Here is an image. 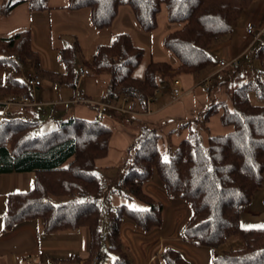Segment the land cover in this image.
I'll list each match as a JSON object with an SVG mask.
<instances>
[{
	"label": "trees",
	"instance_id": "trees-1",
	"mask_svg": "<svg viewBox=\"0 0 264 264\" xmlns=\"http://www.w3.org/2000/svg\"><path fill=\"white\" fill-rule=\"evenodd\" d=\"M48 1L0 0V15L9 16L21 4H28L32 13L44 12L49 9ZM258 1L264 0H69V10L91 11L96 29L110 27L120 9L127 6L138 26L151 33L158 28V16L165 8L169 23L178 28L164 37L163 46L178 60V66L151 62L144 77L136 78L134 73L145 52L129 33H120L89 60L78 62L81 50L77 43L62 49L59 59L65 72L43 73L29 31H19L0 37V65L11 68L6 83L0 86V96H30L29 86L21 80L20 66L8 59L15 55L22 64H34L39 77L58 80L72 90L74 99L79 97L83 102L86 97L77 91L79 68L86 67L94 76L109 75L104 102L113 104L126 97L145 111L160 83L183 75H210L217 66L212 51L228 40L235 24ZM253 58L264 62V42L254 50ZM239 66L240 62L234 67ZM252 92L264 100V80L234 88L232 109L211 101L199 118L186 123L188 138L168 153L158 147L157 129L140 124L130 146L133 157L115 190L145 205L144 210L105 203L108 185L99 177L96 162L107 157L113 132L100 121L70 118L56 129L42 132L40 121L4 118L0 121V175L32 172L35 182L30 191L8 196L3 232L36 220L42 222L46 233L85 227L91 256L103 251L107 242L114 264H130L120 228L125 220L146 232L162 226V203L143 191L146 182L157 179L170 198L181 199L190 210L180 231L184 242L215 251L213 264H264V227L244 228L240 223L242 209L251 205L264 183V106L251 103ZM221 110L222 125L233 130L211 135L205 144L201 131ZM56 198L66 200L56 204ZM104 204L113 216L108 233L103 230ZM233 238L240 245L223 249ZM162 257L165 264H192L173 248L165 250Z\"/></svg>",
	"mask_w": 264,
	"mask_h": 264
},
{
	"label": "crops",
	"instance_id": "crops-1",
	"mask_svg": "<svg viewBox=\"0 0 264 264\" xmlns=\"http://www.w3.org/2000/svg\"><path fill=\"white\" fill-rule=\"evenodd\" d=\"M68 5L69 0H49L48 10L32 13L28 4H21L9 16L0 15V37L10 36L19 31H29L31 47L39 56L40 71L43 73L44 71L59 74L65 72L64 64L59 59L62 49L77 43L81 50L78 62L83 59L89 60L100 46L110 45L120 33H129L134 44L145 52L141 65L134 73L136 78L144 77L145 70L151 62H166L174 67L178 66V60L163 46L164 37L172 32V28L174 29L168 24L165 9L158 16V28L148 33L138 26L132 11L127 6L120 9L118 17L110 27L96 29L91 23L89 9L71 11L67 8ZM249 22H254L257 29L264 27V1L252 5L247 15L236 23L231 37L217 46L212 51V55L231 61L234 57L242 59L248 54L256 44H253V39L245 30ZM10 61L20 66L22 75L38 74L34 64H22L18 59ZM226 68L216 66L212 70L210 75H214L209 91H206L202 85L204 76L197 78L183 75L160 83L155 97L148 103L145 111L126 97H120L113 104L104 102L109 93L108 75L91 74L80 78L77 91L86 97L84 103L79 97L73 98V92L69 87L62 85L56 79L52 80L39 74L42 86L36 90L29 87L33 89L32 93L30 91V98L33 95L37 96L33 98L34 100L31 98L34 105L18 108L0 105V121L10 116L37 120L40 121L42 129L45 125L43 117H50L52 121L47 123L48 132L56 129L60 122L70 118L100 121L113 132L107 157L96 162L99 177L108 185L104 192V196L109 195L105 203L110 207L127 205L133 210H144L146 206L138 201L123 194L122 196L113 194L115 186L127 170L126 163L133 157L130 146L139 133L140 124L145 123L156 128L160 135L158 142L160 151L170 152L188 138L190 129L186 123L199 118L211 101H226L228 98L226 88L214 91L216 78ZM80 69L87 68L80 67ZM10 71V66L0 65V86L6 83ZM22 81L26 82L25 79ZM176 89L180 91V96H176ZM5 97L0 96V100ZM227 106L228 109H232L230 102ZM222 113L223 110L211 117L206 124L208 130L202 132L205 144L208 143L211 135H225L232 132V126L222 125L220 119ZM34 182L35 173L32 172L0 175V264L54 262L92 264L94 256H91L89 250V232L85 227L46 233L42 222L36 220L26 222L9 233L3 232L8 196L30 191L34 187ZM143 191L162 203L163 223L160 228L150 232L141 230L128 220L122 223L120 237L122 245L129 254L130 264H165L162 254L169 248L180 251L192 264H213L215 255L211 249L186 243L181 238V228L190 215L188 206L181 199L170 198L157 179L146 182ZM248 207L242 209L240 223L244 216L249 220L262 217L255 207L251 208V205ZM107 253H110L108 248L106 250L104 248L95 255L100 257L98 264L115 263L114 255L112 254V258L110 255L107 256Z\"/></svg>",
	"mask_w": 264,
	"mask_h": 264
},
{
	"label": "rangeland",
	"instance_id": "rangeland-1",
	"mask_svg": "<svg viewBox=\"0 0 264 264\" xmlns=\"http://www.w3.org/2000/svg\"><path fill=\"white\" fill-rule=\"evenodd\" d=\"M245 15H247V12H246ZM243 17H241L239 20H241ZM249 23H253L254 26H255V28H256V25H255L254 22H249ZM168 24L171 27H174V29L172 28V31H174V30H176L178 28V26H176V25H172L170 23H168ZM247 24H246V26H247ZM245 30H246V27H245ZM261 31L262 32L264 31V27L263 28H260V29H257V33L256 34H258V36H253L251 34H248L247 33V30H246V33L249 35V37L253 39V44L256 43L255 46H254V48L248 54H246L242 59L239 58V57H234L231 60V61H233V60L237 59V61L240 62V66H239L238 69H236L232 65L228 66L227 68L225 67L226 69L224 71H221L220 76L216 78L217 81L214 84V91L217 90V89H220L221 90V89H225L226 88L225 91L227 90V95H228V98H229V99L226 98V101L225 102H223V101H220V102H223L226 105H227V103L230 102L231 107H233L232 101H231V98L230 97H231L232 90L234 88H237V87L242 86V85H245V84L253 85L259 79L264 80V62H262V61H260L258 59L253 58V52H254V50L261 43L264 42V32L259 37V35L262 33ZM230 37H231V35H230ZM219 58H221V57H219ZM17 59H19V58L17 57ZM240 59H241V61H240ZM26 64H28V63H26ZM215 67H216V65H215ZM218 68H220V67H218ZM24 75H25V73H24ZM24 75H21V79L22 80L23 79L26 80V77H27L28 74L25 75V76ZM213 75L214 74H212V77H213ZM40 79H41V77H40ZM44 83H46V82H44ZM37 88H40V87H37ZM37 88H33V89L36 90ZM228 88H229V90H228ZM33 89H30L31 93H32V90ZM23 94H26V93H23ZM19 95H21V94L6 96L4 99L0 100V105H4L3 103H5L9 97L19 96ZM36 97L37 96L34 97V95H33L31 98L32 99L33 98L35 99ZM31 98H30V100H31ZM249 98H250V101H251V103L253 105L264 106V100L259 99L258 96H257V94L255 92L250 93ZM44 100H46V99H44ZM33 105L34 104L31 101V104L29 105V107L30 106H33ZM26 107H28V106H26ZM141 107H143V106H141ZM48 109H50V108H48ZM142 110H144V109H142ZM46 119H48V120L45 121ZM43 121L45 122V125H44V127H42L41 131L42 132H48L47 131L48 130L47 129V123L49 124L52 120H51L50 117H43ZM206 130H208V129H204V130L202 129L201 132H204ZM113 194H114V196H119V195L122 196V194H120L118 190H114L113 191ZM65 200L66 199H63V198H56V199H53V202L56 203V204H60V203L64 202ZM248 206H246V207L249 208ZM252 207H255L256 210L258 211L259 215H262V217L260 219H251V220H249L248 217H245L244 216V218L242 219V222H241L242 223L241 224L242 227H244V228H261V227H264V183H263V186H262L261 190L256 194L253 202L251 203V208ZM189 217H190V215H189ZM112 219H113V216L111 215V213H109L108 206L106 204H104V208H103V230H104L105 233H108L109 232V229H110V227H109L110 225L109 224H111V220ZM239 245H240L239 240L237 238H233V239H231V240L228 241L227 245H225L223 247V249L228 250V249H230L232 247H237ZM107 248H108V243L106 242L105 243V250ZM205 249H207V248H205ZM95 255H93V256L95 257ZM106 255L107 256L110 255L113 258V255L110 254V253H107Z\"/></svg>",
	"mask_w": 264,
	"mask_h": 264
},
{
	"label": "built area",
	"instance_id": "built-area-1",
	"mask_svg": "<svg viewBox=\"0 0 264 264\" xmlns=\"http://www.w3.org/2000/svg\"><path fill=\"white\" fill-rule=\"evenodd\" d=\"M246 30H247L248 34H251L253 36H258V34H256L257 29L255 28L253 23H248L246 26ZM263 32L259 35V37L263 34ZM8 59L9 60H16L17 58L15 55H9ZM213 59L216 62L217 66L220 68H225V67H228L230 65L237 66L239 64V61H237V59H235L233 61H228L225 59H221L218 56H214ZM90 75H91V72L88 69H80L79 70L80 78H85V77L90 76ZM212 78H213L212 75H208L206 78H204L202 80V85L204 86L206 91L210 90V86L212 84ZM26 83L30 88H37V87L42 86L41 79L35 73H29L27 75ZM175 94H176V96H180V91L176 89ZM3 104H4L3 106H6V107H8V106L26 107V106H29L31 104V100H30L29 95L21 94L19 96L9 97L7 99V101ZM213 254L216 255V252L214 251ZM99 262H100V257L95 256L93 261H92V264H98ZM52 264H69V263L54 262Z\"/></svg>",
	"mask_w": 264,
	"mask_h": 264
},
{
	"label": "bare ground",
	"instance_id": "bare-ground-1",
	"mask_svg": "<svg viewBox=\"0 0 264 264\" xmlns=\"http://www.w3.org/2000/svg\"><path fill=\"white\" fill-rule=\"evenodd\" d=\"M89 70V69H88ZM90 71V70H89Z\"/></svg>",
	"mask_w": 264,
	"mask_h": 264
}]
</instances>
